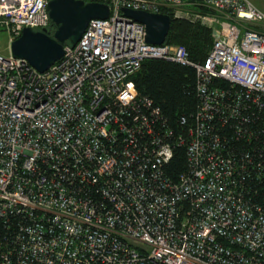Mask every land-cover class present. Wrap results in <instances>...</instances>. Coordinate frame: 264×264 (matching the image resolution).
<instances>
[{"label": "built area", "instance_id": "obj_1", "mask_svg": "<svg viewBox=\"0 0 264 264\" xmlns=\"http://www.w3.org/2000/svg\"><path fill=\"white\" fill-rule=\"evenodd\" d=\"M48 1L0 0L7 49L49 25ZM79 1L108 15L46 71L0 54V264H264V14L248 0ZM122 8L199 21L203 62L146 44ZM144 60L192 69L184 133L137 95Z\"/></svg>", "mask_w": 264, "mask_h": 264}, {"label": "trees", "instance_id": "obj_2", "mask_svg": "<svg viewBox=\"0 0 264 264\" xmlns=\"http://www.w3.org/2000/svg\"><path fill=\"white\" fill-rule=\"evenodd\" d=\"M204 11L206 10L200 9L201 13ZM169 18L164 44L182 46L191 61L203 62L211 44L210 30L197 23L174 19L170 15ZM130 81L137 95L150 100L158 109L174 136L184 133L191 123V114L196 105L192 69L161 60H144ZM181 117L185 119V125H179ZM184 166V149L177 147L174 148L164 172L174 180L182 173Z\"/></svg>", "mask_w": 264, "mask_h": 264}, {"label": "water", "instance_id": "obj_3", "mask_svg": "<svg viewBox=\"0 0 264 264\" xmlns=\"http://www.w3.org/2000/svg\"><path fill=\"white\" fill-rule=\"evenodd\" d=\"M49 25L40 30L23 28L9 43L12 58L25 60L37 72L46 71L62 56L64 45L73 46L91 19H105L107 6L79 0H49L46 4ZM122 16L143 26V40L149 45L164 42L170 18L122 8Z\"/></svg>", "mask_w": 264, "mask_h": 264}, {"label": "rangeland", "instance_id": "obj_4", "mask_svg": "<svg viewBox=\"0 0 264 264\" xmlns=\"http://www.w3.org/2000/svg\"><path fill=\"white\" fill-rule=\"evenodd\" d=\"M255 8H257L259 11H261L264 14V0H248ZM186 22L190 23H197L201 26H204L200 24L199 21H190V20H184ZM205 27V26H204ZM7 45H6V40L5 36L3 33L0 32V54L2 55H7Z\"/></svg>", "mask_w": 264, "mask_h": 264}, {"label": "bare ground", "instance_id": "obj_5", "mask_svg": "<svg viewBox=\"0 0 264 264\" xmlns=\"http://www.w3.org/2000/svg\"><path fill=\"white\" fill-rule=\"evenodd\" d=\"M169 16V15H168Z\"/></svg>", "mask_w": 264, "mask_h": 264}]
</instances>
